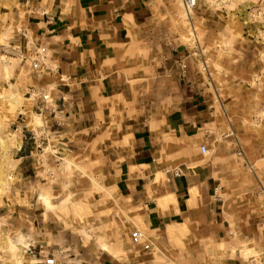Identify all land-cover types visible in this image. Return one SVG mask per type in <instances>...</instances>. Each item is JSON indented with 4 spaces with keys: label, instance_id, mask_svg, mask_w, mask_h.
<instances>
[{
    "label": "rangeland",
    "instance_id": "1",
    "mask_svg": "<svg viewBox=\"0 0 264 264\" xmlns=\"http://www.w3.org/2000/svg\"><path fill=\"white\" fill-rule=\"evenodd\" d=\"M23 2L0 0V264H119V257L152 264L162 245L142 248L131 232L152 238L144 201L160 192L152 187L163 174L151 186H144L147 178L136 185L119 172L117 158L88 142L92 135L75 133L85 116L66 112L64 100L46 90L53 86L44 74L48 51L37 48L41 41L30 29L37 18L28 12L37 4ZM154 5L141 33L144 41H169V59L157 70L178 76L168 84L190 88L191 97L204 98L197 87H206L213 110L229 117L228 135L214 133L202 154H228L216 158L224 173L223 213L237 219L231 246L218 244L217 254L210 244L207 254H171L170 264H264V0ZM163 96L141 95L146 105ZM169 240L182 245L173 232Z\"/></svg>",
    "mask_w": 264,
    "mask_h": 264
},
{
    "label": "crops",
    "instance_id": "2",
    "mask_svg": "<svg viewBox=\"0 0 264 264\" xmlns=\"http://www.w3.org/2000/svg\"><path fill=\"white\" fill-rule=\"evenodd\" d=\"M30 1L37 4L28 9L37 18L30 29L41 41L37 48L48 51L44 74L53 86L45 89L64 100L66 112L78 109L85 116L74 124L79 127L75 133L92 135L88 142L103 157L117 158L119 172L136 178V185L147 178L144 186H151L163 174L159 187H152L160 192L145 199L142 215L152 235L150 244L162 245L152 264H170L171 254H217L222 251L218 244L231 246L232 221L237 219L233 213L224 216V173L216 161L228 154L210 158L200 150L214 133L225 138L231 123L213 110L206 87H197L204 98L191 97L190 88L168 84L178 76L157 70V62L169 59V41H144L141 33L156 12L157 0L23 3ZM158 80L163 87L158 88ZM157 93L164 95L158 104L146 105L145 99ZM172 231L182 245H171ZM116 259L126 264L125 258Z\"/></svg>",
    "mask_w": 264,
    "mask_h": 264
},
{
    "label": "built area",
    "instance_id": "3",
    "mask_svg": "<svg viewBox=\"0 0 264 264\" xmlns=\"http://www.w3.org/2000/svg\"><path fill=\"white\" fill-rule=\"evenodd\" d=\"M185 5L188 7V8H191L195 5L196 3V0H183ZM38 64L37 63H34V67H37ZM48 97V95H44V98L46 99ZM200 150L201 152L203 153H206L207 152V147L205 144H202L200 146ZM131 239L133 241V243L135 244H141L143 245L145 248H148L150 247V240L148 239V237H146V234L140 230V229H134L132 230L131 232Z\"/></svg>",
    "mask_w": 264,
    "mask_h": 264
},
{
    "label": "bare ground",
    "instance_id": "4",
    "mask_svg": "<svg viewBox=\"0 0 264 264\" xmlns=\"http://www.w3.org/2000/svg\"><path fill=\"white\" fill-rule=\"evenodd\" d=\"M162 202H164V201H162ZM165 205V203H162V206H164ZM173 232V231H172Z\"/></svg>",
    "mask_w": 264,
    "mask_h": 264
}]
</instances>
